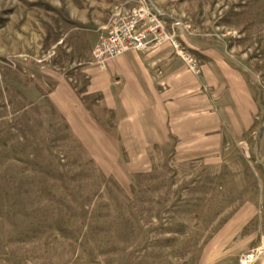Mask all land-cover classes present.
Returning a JSON list of instances; mask_svg holds the SVG:
<instances>
[{
    "label": "rangeland",
    "instance_id": "obj_1",
    "mask_svg": "<svg viewBox=\"0 0 264 264\" xmlns=\"http://www.w3.org/2000/svg\"><path fill=\"white\" fill-rule=\"evenodd\" d=\"M152 1L199 75L201 51L243 83L246 123L232 107L206 156H102L48 93L85 90L134 1L0 0V264H264V0Z\"/></svg>",
    "mask_w": 264,
    "mask_h": 264
},
{
    "label": "crops",
    "instance_id": "obj_2",
    "mask_svg": "<svg viewBox=\"0 0 264 264\" xmlns=\"http://www.w3.org/2000/svg\"><path fill=\"white\" fill-rule=\"evenodd\" d=\"M199 52V76L190 74L169 46L128 52L109 61L106 70L89 62L80 94L57 76L48 93L54 119L71 125L80 140L81 132L88 146L102 156L114 155L124 166H146L155 149H172L176 160L206 156L226 118L233 122L232 107L245 123L247 111L243 83L230 77L225 62Z\"/></svg>",
    "mask_w": 264,
    "mask_h": 264
},
{
    "label": "built area",
    "instance_id": "obj_3",
    "mask_svg": "<svg viewBox=\"0 0 264 264\" xmlns=\"http://www.w3.org/2000/svg\"><path fill=\"white\" fill-rule=\"evenodd\" d=\"M135 5L125 14L116 15L92 50V63L103 70L112 59L128 52H146L169 46L193 75L200 74L198 64L181 47L175 36L169 34L163 14L152 0H133Z\"/></svg>",
    "mask_w": 264,
    "mask_h": 264
}]
</instances>
